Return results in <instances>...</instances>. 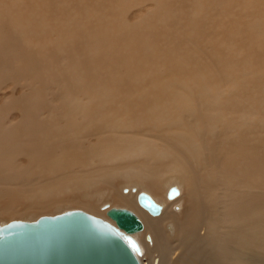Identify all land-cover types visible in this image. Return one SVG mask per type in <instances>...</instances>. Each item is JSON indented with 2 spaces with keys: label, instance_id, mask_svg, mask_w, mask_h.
<instances>
[{
  "label": "bare ground",
  "instance_id": "bare-ground-1",
  "mask_svg": "<svg viewBox=\"0 0 264 264\" xmlns=\"http://www.w3.org/2000/svg\"><path fill=\"white\" fill-rule=\"evenodd\" d=\"M37 1L48 26L41 15L34 32L18 24V33L0 35V219L50 215L64 205L62 212L81 210L116 226L110 203L102 204L111 200L142 222L132 234L140 264L143 257L149 264H264L262 117L236 107L264 80L255 81L253 70L264 62L253 63L264 58L262 41L252 54L238 51L250 39L245 32L260 31L264 0H236L242 20L228 16L214 34L205 12L219 0H153L158 7L134 22L132 0H100L110 12L63 23L55 17L97 4ZM53 23L62 38L53 41L54 62L20 48L24 35L39 39ZM56 67L68 75L59 77ZM214 74L242 92L225 97ZM54 78L58 99L38 88ZM17 89L18 98L7 95ZM257 101L264 104V92ZM13 109L21 116H8ZM140 192L163 200L158 214L139 205Z\"/></svg>",
  "mask_w": 264,
  "mask_h": 264
},
{
  "label": "water",
  "instance_id": "water-1",
  "mask_svg": "<svg viewBox=\"0 0 264 264\" xmlns=\"http://www.w3.org/2000/svg\"><path fill=\"white\" fill-rule=\"evenodd\" d=\"M139 205L156 215L160 205L147 193ZM116 226L81 210L12 220L0 226V264H140V247L132 234L142 222L131 210L111 207Z\"/></svg>",
  "mask_w": 264,
  "mask_h": 264
},
{
  "label": "rangeland",
  "instance_id": "rangeland-1",
  "mask_svg": "<svg viewBox=\"0 0 264 264\" xmlns=\"http://www.w3.org/2000/svg\"><path fill=\"white\" fill-rule=\"evenodd\" d=\"M29 1H31L30 5L28 4ZM70 1L71 0H69V2ZM99 1L100 0H95V1L88 0V2L93 3V4H97V5L100 3ZM104 1H106V0H104ZM118 1H121V0H118ZM235 1L236 0H227V1L226 0H221V1L219 0V3L217 5L215 3V5L217 7L213 8V9L211 8L208 11L205 12V15L207 16V18L211 22V25H210L209 28H212L213 34L215 33L214 31H216V29L218 28V26H220V24L222 22L221 20L224 19V18H226V17H228V16L232 18L231 20H238V18L240 20H242L243 16L241 17V16H237L236 15V13L239 12V10H238L239 5L236 4V6H235V3H234ZM56 2H58V0H56ZM125 2H127V0H125ZM132 2L134 3V6L132 8H130L129 10L127 8V11H128L127 18H128V21L129 22L136 21L137 16L141 12L146 13V9L149 8V7H153V5L155 4L153 2V0H132ZM81 3H82V0H81ZM228 3H230L229 4L230 6L228 5ZM40 4H42V3L40 1H37V0H0V16L2 14V17H1L2 19L0 18V20H1V22H0V30L2 32L0 31V33H1L0 35H3V34L8 35L10 32H11V35H14V33H18L17 32V28L14 31L12 29V26L13 25H18V24H21L20 27L23 25V28H28V25L29 26L30 25L31 26L34 25L33 26V29H32L33 30L32 32H34V30H35L34 28H35V25H36L37 16L40 17L41 15H43V18H44L45 21L44 20H41V19H40V21H42V23H43L44 26H48L50 23L47 21L46 17L44 16V14H43L44 10H43L42 7H40L41 6ZM33 5H35V6H33ZM36 5L40 8L41 11L43 10L41 13H40L38 7H36ZM97 5H95L93 7L92 4H89L87 10L92 15H90L87 12V10H86L87 14H85L84 11L82 12V9L80 7H77V8H74L75 11L78 12L77 14H72V10L71 9L70 10H66V11H64V13L61 16H56L55 17V21H61L62 23H63V21L66 22V20L68 21V20H71L73 18L72 15H77V17L76 16H74V17L75 18H78L79 21H81V20L86 21V19L88 21V20H90V17H94V16H97V15L98 16H101V15H103L102 13L107 14L111 10L109 7L104 9L105 6H103V4H101L103 8L101 7L100 4L98 5V6H100L101 9ZM154 6H157L158 7V5H154ZM232 6H233V8H232ZM182 7L185 9L186 14H187V7H184V6H182ZM114 11H116V10H114ZM99 12H101V13L99 14ZM244 12L250 13V12H255V11L254 10H247V11H244ZM256 12L258 13V12H261V11H260L259 8H257ZM256 12H255V14H256ZM97 18L99 19V17H97ZM15 19L17 21H22V22L21 23L20 22H17ZM245 20H249L251 22H254L252 19H245ZM15 21H16L17 24L15 23ZM197 21H199V18H198ZM263 22H264V19H263V21L257 22L258 24L257 23L255 24V26H257V28H260V31L259 32L257 31L258 29L256 31H254V32H249L248 31L249 32V35H247L248 33L245 32V35H244L246 37L245 39H247L248 37L250 39H247L246 42H242V44L244 46L243 48H241L240 45H239V43H238V51H240V49H242L243 52H245L246 55L249 54V53L252 54L253 53L251 51V50H253L252 48H254V49L256 48L255 50H257V48L259 49V46L257 44H259V42H261V41H262V43H260V45L261 44L263 45V47H261V48H264V23ZM196 24L197 23H195V25ZM1 26L5 30H3ZM55 27H56V23H53L47 29H44L43 31H41L40 36H39V39L36 36L32 37L31 34L30 35H24L22 37L23 38V41L21 39L19 40V42L21 41V43H19L20 48L21 49H28L29 52L30 51L34 52V56L38 60L44 61L45 63H46L45 59L48 62H54L53 61V50H54L53 41L55 39H62V38H57V34L55 33ZM36 32H37V30H36ZM258 33H260V34H258ZM67 35H71V31H69V33ZM29 36H31V37H29ZM259 37L260 38L262 37L263 40L262 39L260 40ZM17 39H18V37H17ZM256 40H258V41L256 42ZM25 41H26V46H23V44H25ZM249 43H250V45H249ZM225 45H227L225 47H228L229 44H225ZM256 46H258V47H256ZM230 48L237 52V46L234 45V46H231ZM246 48H249L250 51H248V49H246ZM227 49L225 48L226 51H227ZM245 49H246V51H245ZM260 60L261 61H264V58L256 59V61H254L253 63H256V62L258 63ZM125 67L127 68L128 66L125 65ZM262 67H264V62H263V64H262V62H260L259 65L257 64L255 66H253V70L256 72V79H255V81L257 80L258 75L259 76L260 75H264V72L260 73ZM61 68L62 67H60V68H57L56 67V69H55V71L58 72L59 77L60 76L61 77H65L66 75H68ZM236 73H237V76L238 77L240 75H242V72L240 70L239 71H236ZM212 80H214L213 83H214L215 86H219V85H223L224 84L225 87L228 88L227 95L225 97H228V96L229 97H234L235 95H238L239 93L242 92V91H235L234 92V90H231L230 89L231 88V83L221 82L219 80V77L216 76V74L213 75ZM218 82H220V83H218ZM258 82H259V85H258V87L256 86L257 88H254L255 91H253L254 89H252V87H249V89L246 90V92H248V94H253V96L250 95L248 102L247 103L245 102V103L240 104V105H238V103H236V105H237L236 107L238 109L237 112H239V113L242 112L243 114H247L248 111L252 110V111L256 112L257 115H260V118L262 117L261 118V120H262V122H261L262 127L260 128V131L257 134V135H260L261 133H264V125H263L264 124V104H261L260 105L258 103V101H257V98L264 92V80H263V78L262 79H259ZM59 83H60V81L58 79H55L54 78L51 81V83H47V82H45V83H39L38 84V88L41 89V90H43V92L44 91L48 92V96L49 97L55 96L56 97L55 99H58V96H59L60 90H61V89H59ZM8 84H10V81H8L7 85ZM7 91H10V89L7 90ZM15 92L16 93H8L7 95L10 96V97H12V98H14V99H16V97L19 94L18 93V89ZM0 95H1V92H0ZM231 113H232V115H234V114H236V111L235 112L232 111ZM21 114H22V112L21 111H18V109H13V110L10 111V113H9L8 116L18 118V117L21 116ZM172 185L174 186V188H173ZM179 188H180L179 185L176 184V183H173L170 186H168V190L170 189V190L173 191V193H175L174 196H173V198H175V197H177V195H179ZM150 196L153 199H155L158 204H162L161 203V202H163L162 199H159V197H157V196H154L153 197L151 194H150ZM171 198H172V196H171ZM103 203H108V204L110 203V208L111 207H116L115 205H117V207H120L118 203H115V202H113L111 200H109V202L108 201L107 202H102V204ZM112 203L114 204V206H113ZM62 206H64V205H58V207H55V208H58V210L57 209H54L52 211V213L51 214L49 213V214L50 215H56V214L63 213L62 211L64 209L66 211L67 208H65V206L64 207H62ZM69 210H72V209H69ZM75 210H77V209H75ZM40 215L41 216H50V215H47V214H40ZM41 216H39V217H41ZM39 217H33L32 216L29 219L18 217V218H14V219L15 220H25L26 219V220H30V221L31 220L32 221H35ZM7 222H8V219H3V220L0 219V223H2V225L3 224H6ZM142 262H143V264H149V260L146 257H143L142 258Z\"/></svg>",
  "mask_w": 264,
  "mask_h": 264
}]
</instances>
